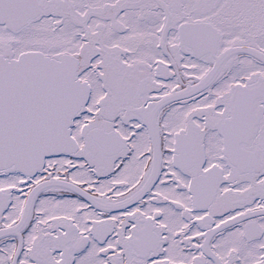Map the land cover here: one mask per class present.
Segmentation results:
<instances>
[{"label": "snow or ice", "instance_id": "6c2138e0", "mask_svg": "<svg viewBox=\"0 0 264 264\" xmlns=\"http://www.w3.org/2000/svg\"><path fill=\"white\" fill-rule=\"evenodd\" d=\"M0 264H264V0H0Z\"/></svg>", "mask_w": 264, "mask_h": 264}]
</instances>
